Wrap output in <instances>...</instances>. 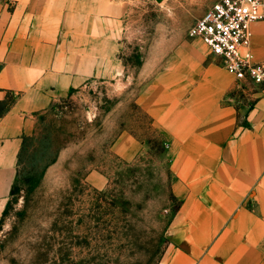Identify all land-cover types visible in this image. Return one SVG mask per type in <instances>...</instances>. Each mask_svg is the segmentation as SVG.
<instances>
[{
  "label": "rangeland",
  "instance_id": "obj_1",
  "mask_svg": "<svg viewBox=\"0 0 264 264\" xmlns=\"http://www.w3.org/2000/svg\"><path fill=\"white\" fill-rule=\"evenodd\" d=\"M214 1L105 0L99 17L90 5L59 68L73 86L36 113L24 140L0 264H159L181 203L179 145L194 141L203 112L229 105L242 124L264 99V82L235 79L188 35ZM207 66L226 90L203 83Z\"/></svg>",
  "mask_w": 264,
  "mask_h": 264
},
{
  "label": "crops",
  "instance_id": "obj_2",
  "mask_svg": "<svg viewBox=\"0 0 264 264\" xmlns=\"http://www.w3.org/2000/svg\"><path fill=\"white\" fill-rule=\"evenodd\" d=\"M91 4L98 17L106 12L105 0H0V102L15 95L0 114V216L36 113L73 86L59 68L67 66L69 51L73 56V37L86 29ZM250 30L254 59L262 61L264 19L251 22ZM213 72L207 66L201 79L217 94L229 81ZM201 116L190 131L194 141L179 145L173 162L172 190L181 203L159 264H264V99L242 124L229 105Z\"/></svg>",
  "mask_w": 264,
  "mask_h": 264
},
{
  "label": "built area",
  "instance_id": "obj_3",
  "mask_svg": "<svg viewBox=\"0 0 264 264\" xmlns=\"http://www.w3.org/2000/svg\"><path fill=\"white\" fill-rule=\"evenodd\" d=\"M264 0H215L188 28L235 79L264 82V60L254 59L250 23L264 19Z\"/></svg>",
  "mask_w": 264,
  "mask_h": 264
},
{
  "label": "trees",
  "instance_id": "obj_4",
  "mask_svg": "<svg viewBox=\"0 0 264 264\" xmlns=\"http://www.w3.org/2000/svg\"><path fill=\"white\" fill-rule=\"evenodd\" d=\"M11 101H12V100H11ZM9 105H10V103H9L8 105L5 106V108L0 112V114H2L5 110H7L8 107H9ZM26 137H27V136H24V137L22 138V144H21V147H20V150H19V153H18L17 167L19 166L21 153H22L23 148H24V147H23V146H24V140H25ZM17 173H18V172H17ZM17 173H16V177H15V179H14V181H13V184H12L11 194L13 193V187H14V182L16 181V178H17Z\"/></svg>",
  "mask_w": 264,
  "mask_h": 264
}]
</instances>
